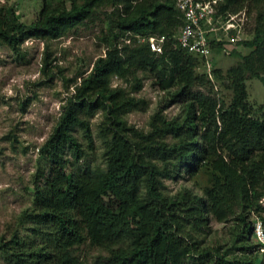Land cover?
I'll use <instances>...</instances> for the list:
<instances>
[{"label": "trees", "instance_id": "1", "mask_svg": "<svg viewBox=\"0 0 264 264\" xmlns=\"http://www.w3.org/2000/svg\"><path fill=\"white\" fill-rule=\"evenodd\" d=\"M42 1L30 25L15 10L0 16V44L19 51L28 38L59 39L108 2L117 7L116 18L109 19L123 46L110 45L69 97L58 126L40 148L33 208L19 218L28 233L17 229L0 241V255L15 264H262L260 245L251 240L252 217L262 211L264 197V104L258 110L249 104L246 82L257 78L264 84V0L220 5L233 12L246 8L254 36L240 42L252 51L237 55L240 61L226 79L213 70L215 80L232 90L229 104L194 90L208 85L213 93L214 84L198 72L199 59L176 45L173 37L182 25L176 0ZM157 36L171 38L161 54L147 42ZM54 66L48 57L44 74L50 76ZM138 72L169 76L164 85H178L169 102L183 107L171 119L163 108L157 110L148 132L120 118L147 105L132 96L143 87ZM114 77L132 78L131 90L112 87ZM99 110L108 116L101 131L107 167L83 170L76 166L83 145L73 132L81 129L93 149L89 118ZM203 171L211 184L203 196L187 189L166 193L165 179L191 180ZM208 216L220 223L235 220L229 240L221 243L211 235L213 240L203 244L199 237L212 234ZM88 242L104 253L92 262L77 255Z\"/></svg>", "mask_w": 264, "mask_h": 264}, {"label": "rangeland", "instance_id": "2", "mask_svg": "<svg viewBox=\"0 0 264 264\" xmlns=\"http://www.w3.org/2000/svg\"><path fill=\"white\" fill-rule=\"evenodd\" d=\"M61 1L49 0L50 3ZM87 1L77 0L79 4ZM42 7V0H0V16L15 10L19 20L30 25L37 20ZM116 11V6L103 2L96 7L90 19L59 39L28 38L21 44L19 51L0 44V241L9 240L17 229H20L22 235H27L28 232L20 228L19 218L25 210L33 208V180L41 160L40 148L58 126L69 97L76 92L95 62L106 55L110 45L123 46L120 30L115 29L109 19L116 18ZM251 28L252 18H248L243 41L253 39L252 32H248ZM235 51L230 55L220 52L213 54L215 68L222 71L224 79L228 71L239 63L240 57L237 55H247L252 49L240 45ZM48 57L55 65L50 76L43 72ZM202 71L198 70L199 73ZM137 75L142 79L143 87L139 92L132 93V96L144 99L147 105L119 116L128 127L148 132L151 117L160 108L164 109L163 114L168 119L181 114L182 105L169 102V94L178 89L176 82L167 87L164 79L169 76L160 77L142 72ZM111 85L130 91L133 79L127 81L114 77ZM246 85L249 104L258 110L264 104V84L255 78L248 80ZM194 90L216 96L227 104L233 97L232 90L224 86L223 80L215 81L213 93L208 85H198ZM107 119L103 110L89 118L93 149L88 147L81 129L73 132L84 149L83 159L76 165L78 168L106 169V145L101 131ZM164 185L168 195H176L187 189L203 196L204 189L211 184L209 175L203 171L191 180L184 177L165 179ZM208 224L212 234L199 237L204 245L213 240L211 235L221 243L229 240V230L235 226V220L220 223L208 216ZM251 242L254 243V240ZM253 253H257L256 250ZM101 254L104 253L92 247L89 242L77 251L81 260L89 262ZM258 255L264 264L263 253L259 251ZM0 264L15 263L0 255Z\"/></svg>", "mask_w": 264, "mask_h": 264}, {"label": "built area", "instance_id": "3", "mask_svg": "<svg viewBox=\"0 0 264 264\" xmlns=\"http://www.w3.org/2000/svg\"><path fill=\"white\" fill-rule=\"evenodd\" d=\"M225 0H176L181 13L182 25L173 38L177 47L196 57L200 61L198 70H202L215 84L213 70L214 52L230 55L242 42L245 26L248 22L247 11L222 10L220 5ZM171 38L166 36L150 37L147 42L151 51L161 54L164 44ZM262 211L253 214L252 237L259 244V251L264 255V197L260 200Z\"/></svg>", "mask_w": 264, "mask_h": 264}]
</instances>
